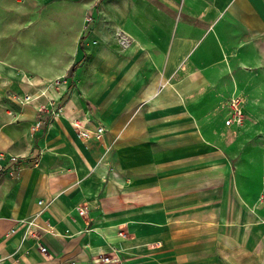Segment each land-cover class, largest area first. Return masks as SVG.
<instances>
[{
	"label": "crops",
	"instance_id": "1",
	"mask_svg": "<svg viewBox=\"0 0 264 264\" xmlns=\"http://www.w3.org/2000/svg\"><path fill=\"white\" fill-rule=\"evenodd\" d=\"M141 2L117 0V17L132 24L127 57L83 50L79 39L67 103L37 139L30 130L41 121L24 101L62 59L60 7L0 0V151L17 158L0 175V264H91L100 255L264 264V221L232 204L211 122L220 100L218 119L235 128L226 101L243 99L240 84L264 83V0H152L148 11ZM221 83L230 88L218 91ZM73 119L104 133L79 139ZM206 145L212 152L190 153Z\"/></svg>",
	"mask_w": 264,
	"mask_h": 264
},
{
	"label": "rangeland",
	"instance_id": "2",
	"mask_svg": "<svg viewBox=\"0 0 264 264\" xmlns=\"http://www.w3.org/2000/svg\"><path fill=\"white\" fill-rule=\"evenodd\" d=\"M141 1L148 11L152 0ZM105 2L107 1L57 0V5L61 11V25L63 26L61 30L62 59L58 65L45 68L44 84L39 88L35 87L34 98L24 101L31 103L36 108V123L38 120L41 121V124L35 125V128L30 130L31 137L41 138L44 131L47 130L46 127L49 125L50 118L60 113L66 105L68 97L65 94L66 86L71 75L74 58L82 52L78 45L81 37H84L83 50L92 47L99 52L106 48L115 53L117 57L119 55L122 58L127 57L124 52L133 43V39L126 30L130 29L132 24L129 19L117 17V0ZM48 5L49 3H45V8ZM129 9L130 5L127 7V11ZM94 11L98 13L97 17H94ZM148 14L150 15V13ZM95 28L99 29V37L91 41L89 39L90 34L95 31ZM57 38H59V33ZM79 67H83V61L79 63L78 69L73 75L74 84L80 71ZM255 81H250L249 86L240 84L241 89L245 91L239 88L238 93L247 95L245 98L242 94L245 109L243 125L233 129L225 128L218 119L217 111L220 100L217 101L211 120V122L218 123L219 126H217L212 138V150L214 152L210 151L206 145V148L191 147L190 153L198 150L199 153L212 152L220 155L230 169L226 180L229 179L231 182L230 200L232 204L235 203L236 198L239 199L241 204L249 205V213L264 221V83ZM31 85H33L32 82ZM199 85H203V83L195 84L194 87L197 88ZM204 85L206 86V84ZM218 86H220L218 91L221 89L223 92L230 88V84L225 83ZM73 87L76 88V85ZM206 88L207 93L212 94L213 90L211 91L209 84ZM80 99L81 102H84L82 96ZM18 102L22 104L21 100ZM81 107L85 113L90 111V108L84 104ZM0 154L3 155L0 159V175H2L9 157L4 152L0 151Z\"/></svg>",
	"mask_w": 264,
	"mask_h": 264
},
{
	"label": "built area",
	"instance_id": "3",
	"mask_svg": "<svg viewBox=\"0 0 264 264\" xmlns=\"http://www.w3.org/2000/svg\"><path fill=\"white\" fill-rule=\"evenodd\" d=\"M226 108L228 110L229 116H228V120L226 121V123L229 126H234V127H240L243 125L244 123V103H243V99L241 97H239L236 94H232L229 99L226 101ZM39 125V124H38ZM72 127L75 129V131L77 132L78 138L80 139H87L91 136L96 137V138H100L102 136V134L104 133V129L103 127H98L96 129V131L89 132L87 130L84 129L82 122H79L78 120H73L72 121ZM3 157V155L0 154V159ZM17 158L15 157H9L8 158V162H16ZM1 169V167H0ZM78 213L80 216L84 215L85 212L84 210L79 209ZM120 236L124 237L123 233H120ZM38 240H36V245L39 248L41 253H45L46 249L41 246L40 244H38ZM119 263V259L113 257V256H108V255H100L97 256L95 259H93L91 261V264H118ZM68 264H78L75 261H71Z\"/></svg>",
	"mask_w": 264,
	"mask_h": 264
},
{
	"label": "trees",
	"instance_id": "4",
	"mask_svg": "<svg viewBox=\"0 0 264 264\" xmlns=\"http://www.w3.org/2000/svg\"><path fill=\"white\" fill-rule=\"evenodd\" d=\"M79 42H80V43H79V44H80V46H82V38L80 39V41H79ZM75 67H76V66H73V67H72V72L75 70Z\"/></svg>",
	"mask_w": 264,
	"mask_h": 264
}]
</instances>
